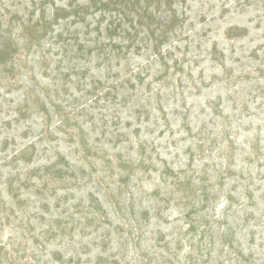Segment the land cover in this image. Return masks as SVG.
<instances>
[{
  "label": "rangeland",
  "instance_id": "1",
  "mask_svg": "<svg viewBox=\"0 0 264 264\" xmlns=\"http://www.w3.org/2000/svg\"><path fill=\"white\" fill-rule=\"evenodd\" d=\"M0 264H264V0H0Z\"/></svg>",
  "mask_w": 264,
  "mask_h": 264
}]
</instances>
